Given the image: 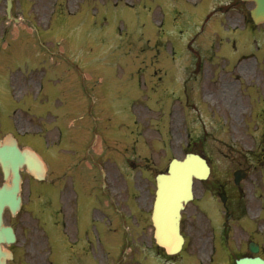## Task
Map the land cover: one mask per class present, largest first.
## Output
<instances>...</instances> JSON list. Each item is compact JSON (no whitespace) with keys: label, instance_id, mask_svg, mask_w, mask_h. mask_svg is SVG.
Wrapping results in <instances>:
<instances>
[{"label":"rangeland","instance_id":"374dc122","mask_svg":"<svg viewBox=\"0 0 264 264\" xmlns=\"http://www.w3.org/2000/svg\"><path fill=\"white\" fill-rule=\"evenodd\" d=\"M216 3L112 0L105 5L101 1L14 0L12 15L23 16V24L33 28L32 34L21 29L16 35L20 26L5 16L7 4L0 0V94L10 101L8 109L0 112V124L35 125L40 151L56 140L58 127L69 133L94 127L102 133L130 132L137 148L134 152H126L121 145L105 149L111 156L135 158L131 205L136 239L122 248L120 241L106 240L111 232L98 225L103 241L91 264L143 263L141 247L153 241L147 213L155 196V175L172 158L185 155L187 141L210 160L213 169L207 180L195 181L194 199L186 206L182 228L190 256L183 264H224L225 255L212 258L223 206L213 198L211 186L242 164L240 142L251 133L240 130L235 112L224 111L223 103L238 102L242 89L241 78L224 84L221 78L233 68V37L240 34H233L229 28L233 20L228 23L226 16L217 13L207 19ZM247 3V8H253V2ZM212 47H217L215 60ZM217 59L220 62L214 63ZM115 164L103 158L98 163L102 167L86 169L88 177L103 181L104 172H111L120 185L123 170ZM252 182L245 185L251 187ZM253 185L246 197H239L236 208L243 219L236 228L249 232L255 228L264 238V195ZM215 208H221L219 215ZM235 241L230 239L231 248ZM129 248L140 255H133ZM56 264L65 263L62 259Z\"/></svg>","mask_w":264,"mask_h":264},{"label":"flooded vegetation","instance_id":"af4514ba","mask_svg":"<svg viewBox=\"0 0 264 264\" xmlns=\"http://www.w3.org/2000/svg\"><path fill=\"white\" fill-rule=\"evenodd\" d=\"M75 1L79 4L101 1L107 5L112 0ZM176 1L188 3L192 0ZM216 9L221 15L233 20L234 33L243 35L248 31L254 46V49L247 53L243 51L242 36L239 37V45L236 39L233 40L236 54L232 56V60L238 59L234 61L233 67L241 73L237 78L242 79V89L238 102L225 104L226 113H236L240 130L246 134L251 133L249 136L243 135L239 146L242 164L238 169H248L249 172L246 179L236 184L232 170L228 176L217 179L219 182L212 186L213 193L224 190L226 196L224 211L221 210L223 218L219 222L223 239L220 241V249H217L225 254L226 264H236V260L242 256L259 255L264 258L262 233L259 230L249 232L236 228L243 219L239 208H236L240 198L246 197V193L253 189V184L259 188L260 195H264V50L258 39L260 25L254 23L251 14L246 10L245 2L219 0ZM130 135V132L118 130L102 133L95 127L86 131L82 129L81 133L60 131L57 140L49 144L44 151H40L35 126L0 124V152L6 157L3 165L4 156H0V186L14 191L17 173L19 188L14 193L20 198L15 213L9 205H6L4 211L5 224L12 226L16 233L15 242L5 246V264H54V259H63L65 264H83L87 256L90 261L88 264H91L92 256L100 251L102 243L98 225H104L111 234L116 235L107 237V240H118L121 244H127L134 238V210L131 205L133 198L129 185L133 174L128 169L129 164L134 165L133 157H115L105 153V149L108 148L107 152L118 144H125L126 152L133 151V148H130ZM98 136L100 150L97 148ZM56 144L58 147H55ZM35 153L45 163L42 180L32 174L28 167L27 157H35ZM103 158L110 165L119 161L113 166L123 170L122 185L117 184L118 176L111 172L105 182L88 177L86 169L102 167L98 163L102 164ZM250 179L254 182L248 187L245 183ZM117 187L120 189L116 204L108 202L109 208H104L105 194L109 189L118 192ZM232 204H235L234 208H231ZM216 214L219 215V212ZM194 224L192 222L190 226L193 227ZM234 238L236 245L231 248L229 241ZM251 246L257 248L256 254L252 253ZM145 252L146 264H181L183 261V257L168 256L164 249L149 241Z\"/></svg>","mask_w":264,"mask_h":264},{"label":"water","instance_id":"95a60500","mask_svg":"<svg viewBox=\"0 0 264 264\" xmlns=\"http://www.w3.org/2000/svg\"><path fill=\"white\" fill-rule=\"evenodd\" d=\"M255 7L251 10L256 23L264 22V0H252ZM40 167V163H37ZM209 174V167L205 159L198 155L189 154L184 160H172L167 174L157 176V192L154 203L153 221L156 228L157 243L163 246L169 254H175L181 249L183 237L180 234V210L184 204L192 199L193 177L205 179ZM237 175H239L237 173ZM9 197L4 189H0V264L4 255L2 242H12L15 239L11 227L3 223L4 206ZM15 210V208H12ZM238 264H264L261 258H242Z\"/></svg>","mask_w":264,"mask_h":264}]
</instances>
